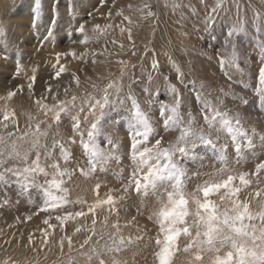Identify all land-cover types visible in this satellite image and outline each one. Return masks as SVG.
I'll return each instance as SVG.
<instances>
[{
    "label": "rangeland",
    "instance_id": "1",
    "mask_svg": "<svg viewBox=\"0 0 264 264\" xmlns=\"http://www.w3.org/2000/svg\"><path fill=\"white\" fill-rule=\"evenodd\" d=\"M14 1L16 4L8 9L7 4L13 0H0V11L11 12L6 16L8 22L3 21L0 17V36L3 30L10 34H6L4 38L9 39L11 32H15L16 36L14 43L0 42V47L13 50L12 45H14L27 53H33L35 57H25L23 60L31 62L35 59L41 64L39 66L37 63L38 68L47 67L48 69L46 68V71L41 74L34 73L33 76H37L34 90L30 91L29 87L27 89L31 98L42 105L38 106L35 115L30 116L32 122H22L20 114L17 116L8 110H0V121L6 120L4 119L6 115L8 117L12 115L11 118L18 121L17 127H12L13 131L0 134V226L2 227H0V233L7 232L6 236L0 235L2 237L0 240V264H156L157 245L155 239L158 235V228L150 216L153 209L158 207L157 198L160 193L165 191V188L162 186L155 195L149 194L147 197L137 195L133 190L134 185L130 177L134 165L126 154L128 136L119 125L115 128L112 127V121L114 119L119 121L118 114L124 113L125 109L118 104L109 109L104 124V128L110 134L121 138L122 148L125 152L122 162L110 161L103 170L89 172L88 154L81 148L82 136L89 130L90 122L93 119L90 112L91 106L95 103L93 97L100 98L106 86L110 82H114L116 78L117 82L122 81L124 86L122 91L125 93L128 91L131 80L139 79L140 65L145 58L144 53L147 46L142 41L140 31L126 30L118 35L107 34L106 29L116 26L110 17L107 19L108 17H104L101 13L109 12L116 2L101 0L100 3H97V0H88L90 7L82 8L83 11L79 12V15L85 21H90L89 13L95 11L100 18L102 16L100 25L105 34H102V39L97 45L99 48L96 50L88 46L90 38H87L86 43H80L83 36L75 32L74 29L62 30L61 27H58L55 28L58 31L56 30L53 42L46 43L37 53L36 46L40 37L36 36L37 28L30 27L33 15H30L31 12L28 10L32 3L28 0ZM157 1L136 0L146 6V13L150 16L153 13H156L153 14L154 16L159 15L161 9L164 11V3L162 2L160 7V5L157 6ZM205 1L207 4L209 3V6H212L216 0ZM244 1L254 13L257 11L261 13L259 10L264 9V6L260 5L259 7V4L253 0ZM41 7L45 11L47 0H41ZM102 8L103 12H101ZM206 11L207 9L203 5L198 11V15L183 25L187 31L182 32L180 36L178 35L179 37L176 38L172 32V37L174 36L175 39L171 44L174 47L171 55L174 54L178 58H182V62L189 66V68L186 66L188 69L185 72L187 80H195L197 83L203 81L210 85L209 88L204 89L206 94L211 92L216 95L221 86L227 90L229 84L235 91L245 94L243 85L236 83L240 76H235L232 81H228L220 72L217 62H205L201 65L187 59L184 51L188 50L197 52L202 50L207 55L214 58L216 56V52L210 47L213 42L208 34L197 29L204 24L201 23L203 21L201 19ZM261 14L264 15V12ZM119 15L121 18L127 16V14L122 15L121 13ZM45 17H47V23H45L47 26L49 15ZM18 20L21 23L16 26L14 21ZM197 20L200 26L189 24ZM12 22L13 24H11ZM248 32L250 35L238 39V43L241 50L245 52L248 65L245 71L254 72L259 67L261 56L259 41L264 39V35L256 33L255 30H248ZM86 37L88 36L86 35ZM71 47L80 49V52L67 57L70 62L68 67L78 77L79 83L68 86L66 92L68 97L55 96L52 91L48 92L46 89L52 86V82L55 80L53 66L56 64L58 67L56 54L62 53V50L72 49ZM217 47H219L218 44ZM86 49V54L95 56V58L102 56L103 53H107L111 57H107L108 62L104 65L107 74L99 75L95 82H92L79 70L82 65L81 52ZM87 55L85 59L89 57ZM163 57L168 59L164 54ZM16 60L15 57L8 58L10 65ZM76 61H80V63L78 62L79 64L75 67ZM63 62L61 58L60 63ZM125 65H127L126 68ZM17 66L19 68V63L9 68L7 73L0 72V89L5 88L3 80L10 81L14 91L17 90V86L22 80H25L27 76L21 80L17 75L19 69L14 72ZM147 66L150 68V61H148L146 69ZM50 67L51 69H49ZM241 67L244 65L241 64ZM122 68H124L123 77ZM164 68L169 75H175L172 68L170 69L166 65ZM11 76L12 79H9ZM244 79L253 87L257 83L254 78L249 79L245 76ZM117 86L119 85L117 84ZM132 87L140 97L144 96L138 87L135 85ZM188 88L193 93L196 91L192 84H189ZM4 90L6 95L12 92L7 88ZM109 91L113 93V101H116V89ZM246 94L250 103L247 106H239L244 126L250 135H252V127H256L258 133L264 132V108L253 96L251 90H247ZM225 103L228 108L234 107L230 98H226ZM73 117H76L78 128L73 127ZM165 135V139L169 140L173 139L175 134L167 133ZM98 143L102 148L109 147L104 136L98 138ZM203 154L205 158L197 162L198 166L199 164L203 165L199 168L201 174L211 172L213 166L220 167L217 160L211 158L212 152L205 151ZM236 159L237 157H232V167L245 171L252 170L256 162L264 159V144L261 143L258 135L254 138L252 148H245L239 157L241 162L236 163ZM192 163L188 162V166L191 167ZM81 168L84 169V174H81ZM250 179L253 182L244 192L247 196L246 199L256 209L258 208L257 203L264 202V193L259 199L249 196L248 193H254L258 186L255 178L250 177ZM194 183V181L188 183V191L193 189ZM97 185H99L98 188ZM259 186H264V172L261 173ZM149 192L151 193V190ZM109 197L112 198L111 202H109ZM78 213H83V215H78ZM26 238L29 239L25 240ZM186 244L187 241L182 238L179 250L174 253L172 264H190L189 254L183 251Z\"/></svg>",
    "mask_w": 264,
    "mask_h": 264
},
{
    "label": "snow or ice",
    "instance_id": "2",
    "mask_svg": "<svg viewBox=\"0 0 264 264\" xmlns=\"http://www.w3.org/2000/svg\"><path fill=\"white\" fill-rule=\"evenodd\" d=\"M100 2L97 0V3ZM201 3L207 9L203 31L213 42L210 47L216 52L217 66L228 81L240 76L236 83L243 85L245 94L235 91L231 84L227 90L221 86L216 95L211 92L206 94L204 89L210 85L203 81L187 80L172 55L164 53L175 72V75H169L158 59L155 48L146 46L144 56L150 61V70L142 62L139 79L131 80L126 93L122 91V81L110 82L100 98L93 97L95 103L90 108L93 119L89 130L82 136L81 148L88 154L89 172L103 170L110 161L122 162L125 152L121 138L110 134L104 124L109 109L117 104L125 109L124 113L118 114L119 121H112V127L119 125L127 133L126 154L134 165L130 177L133 190L137 195L147 197L149 194L155 195L160 187L165 188L157 198L158 207L153 209L150 216L158 228L155 239L156 264H172L182 238L187 241L183 251L189 254L190 264H264V205L254 209L248 199L241 198L253 182L250 177L256 179L258 186L254 193L248 195L259 199L264 193V186H259L264 159L256 162L252 170L232 167V157H237L235 162L240 163L239 157L245 148H252L255 136L258 135L264 144V132L258 133L256 127H252V135L249 134L239 107L250 103L246 92L251 90L264 108V39L259 41V67L254 72H246L247 60L238 39L250 35L248 21L237 13L235 21L217 32V19L225 10L226 0H216L212 6L205 0H201ZM34 5L30 27L38 28L41 0H34ZM172 7L173 10L180 8V0H176ZM184 7L197 14L194 5ZM47 9L49 23L44 33H36L40 37L37 53L46 43L53 42L56 36L53 26L63 15L69 17V26L73 25L77 15L74 0H47ZM251 26L256 33L264 35V15L257 11ZM96 27L103 32L98 25ZM74 31L83 36L81 43L87 42L84 23L78 22ZM62 55L56 54L58 67L53 66L54 79H59L66 71L64 65L60 64ZM8 58V49L0 47V66ZM209 59L212 57L209 56ZM17 69L18 66L14 72ZM33 70L36 71L35 67ZM245 76L254 78L256 85H250ZM36 80L37 76L31 77L28 85L30 91L34 90ZM73 80L79 83L75 74ZM189 84L196 89L194 93L188 88ZM133 85L144 93L143 97L134 91ZM17 88L22 90L23 86L18 85ZM114 88L116 101H113V93L109 91ZM46 91L51 92V87ZM226 98H230L233 108L227 107ZM8 118L4 116V119ZM73 121V127L78 128L76 117H73ZM167 133H174L173 139L166 140ZM101 136L105 137L109 147L100 146L98 138ZM205 151L213 153L211 158L217 160L220 167L213 166L211 172L201 174L199 168L203 165L198 166L197 162L205 158ZM188 162H193L191 167ZM80 172L84 174V169L81 168ZM190 181L195 183L193 189L188 191Z\"/></svg>",
    "mask_w": 264,
    "mask_h": 264
},
{
    "label": "bare ground",
    "instance_id": "3",
    "mask_svg": "<svg viewBox=\"0 0 264 264\" xmlns=\"http://www.w3.org/2000/svg\"><path fill=\"white\" fill-rule=\"evenodd\" d=\"M29 1H30V3H32V6H30L28 8V10H29V12H31L30 15H33L34 10H35L34 0H28V2ZM114 1L116 2L114 4L115 6H112L111 9L109 10V12L106 13L104 10L105 13H101V14H103L104 17H106V18L108 17L107 19H109V17H110L111 21L116 26V27H112V28L109 27L108 29H106L105 30L106 33L107 34L113 33L115 35H118L119 33L125 32L126 30L127 31H129V30L140 31L143 43H145L147 46H149V48H155L158 59L161 61V63L163 65L168 66L170 69L172 67L170 64H168V59H165L163 57V54L165 52L170 53V54L173 52L174 47H172L171 44H173V41L175 39L174 36L177 38L181 35L182 32L187 31L186 30L187 28H183V25L186 22H188L191 18H193L194 16H197L198 11H200V8L203 7V5H204L201 3V0H180L181 7L173 10L172 6L176 2V0H158L157 6L160 5V7H161L162 2L164 3V6H163L164 11H162V9H161L159 11L160 12L159 15L157 14L154 16L153 14H156V13H153L152 16H150L146 13L147 12L146 6H144V4L141 2L140 3L136 2V0H114ZM152 1H154V0H152ZM248 1H251V0H248ZM70 2H73V0H70ZM253 2L259 4V7H260V5L264 6V0H253ZM74 3L76 6L77 15H76L75 20L73 21V25L69 26V17L67 15H63V18L60 19L53 27L54 28L61 27L62 30L63 29L71 30V29H74L75 27L78 26V22L84 23L85 24V36L87 35L88 36L87 38H90L88 46H91V48L97 50L99 48V47H97V45L100 43V40L102 39V34L103 33L105 34V31L101 32L96 27L98 25L100 27V29L103 30L102 26L100 25V20H102V16L100 18V16L96 15L97 11H95V12L91 13V15H90L91 20L85 21V20L81 19L79 12L83 11L82 8L90 7V5H88L89 1L88 0H74ZM112 3H114V2H112ZM8 4H7V8L16 4V1L13 0V2H9ZM189 4L195 6V8L197 9V14L194 15L191 11L188 10L187 7H184V5H189ZM104 5H106V4H104ZM237 5L239 6L238 8H237ZM246 5L247 4L245 3L244 0H227V3L225 4V10L221 11V13H220V15H222V16H220L217 19V25H216L217 32H219L221 29L226 28L228 23L235 21L237 19V13H239V16L241 18H245L248 21V24H247L248 30L254 31L252 29L251 25H252V21L254 18L253 14H255V13L252 12L251 11L252 9H250ZM44 10L45 11H43L42 7H41L40 21H39L40 24H39L38 28L36 29V31L39 33H44L45 27H46L45 23H47V17H45V16L49 15L47 7H46V9L44 8ZM21 11H23V10H21ZM259 11H261V13H263L264 9L263 10L260 9ZM101 12H103V8H102ZM7 13L11 14L10 11L9 12H5L4 10L0 11L1 19H3V21H6V22H8V20L6 18V16L8 15ZM119 13H121L122 15L127 14V16H122L123 18H121ZM181 13H183V19L181 18ZM2 14H5V15L3 16ZM138 14H140V15H138ZM204 16L205 15H203V18H204ZM121 19H123L124 23H123V21H121ZM198 20L196 22H190L189 24L192 23L191 26L195 25L196 27H198V26H200ZM201 20H203V19H201ZM14 22H15L16 26H19V24L21 23L19 20L14 21ZM201 23H203V21ZM11 24H13V22ZM11 24H10V26H11ZM172 27H174V28H172ZM196 27H193V28H196ZM204 27H205V25L202 24L201 28L199 27L197 29H199L200 31H203ZM1 30H2V28H1ZM172 32L174 33L173 37H172ZM11 33L12 34H11V36H9V39H8V38H4V36L6 34L7 35L9 34L8 31L7 32H4V30L1 31V36L2 35L3 36L2 37L0 36V42H2V43L13 42L14 43V41H16L15 32H11ZM6 39H8V40H6ZM12 46H13L12 48H14V49L8 50V55H9V57H15L17 60L15 63H11V65H10V62H8V61L3 62V66H0V72H6L9 68H12L13 66H16L19 63L18 69L20 71L17 73V75L19 76V78L21 80L25 76H27V77L25 78V80H22V82L20 83V85L23 86V89L21 90V89L17 88L16 91L12 90L10 81H7V80L4 81L3 80V82L5 83L3 86L5 88H7L8 90H12V92H10L9 94L6 95V92L4 90L5 88L2 87V89H0V110H3V111L8 110L9 112H11L12 114H15L17 116H18V114H20V116L22 117V118H20V120L22 122L23 121L28 122L32 119L30 116L35 115V112L38 110V106H42V105H39L34 100V98H31V95L27 93L28 83H31V77H33L34 73L41 74V73L46 71L47 67L46 68L45 67L44 68H42V67L38 68V65H37L38 62L35 61V59H33L31 62L26 61V60L24 61L23 58L35 57V55L33 53H27L23 49H18V47H14V45H12ZM7 49H9V48H7ZM78 51L80 52V49L77 47H73L72 49H67L66 51L62 50L63 55L61 58L63 59L64 62L60 63V64L64 65L66 71L61 74V77L59 79H55L52 82V86H50L52 89V92L55 96L60 95V97H62V96L68 97V95L66 94L68 86L75 85L76 82L73 81V72H72L71 68L68 67V66H70V62L68 61L67 57L73 55L74 53H76ZM86 51H87V49L82 51L81 52L82 54L80 53L82 56L80 58V60L82 61V65L79 67V70L81 71V73L84 76L89 77L92 82H95L98 80L99 75L107 74V72H106L107 70L104 68V65L108 62L107 57H110V56H108L107 53L106 54L100 53V54H102V56L100 55L99 57L95 58V56L93 57V56L87 55L88 53L86 54ZM184 52L187 56V59L193 63L197 62L198 64L202 65V63H205V62H212V63L216 62V59L214 57L211 56L212 59L210 60L209 59L210 55H207L202 50H199L198 51L199 53L197 51H192V50H188V51H184ZM151 54H152L151 52L148 53L149 56H151ZM86 55L89 56L87 59H85ZM172 57L177 62V65H179L181 70L185 73L187 71V69L189 68V66L184 64L182 62V58H180V57L178 58L177 55L172 54ZM93 60H95V63H93ZM78 62L80 63V61H78ZM78 62L76 61L74 63L75 67L79 64ZM142 62L144 63V65L146 67V65L148 64L147 58L146 57L143 58ZM182 64H183V66H182ZM40 65L41 64H39V66ZM186 66H188V68ZM34 67H35L36 71L33 70ZM49 69H51V67ZM147 69H150V68L147 66ZM26 73H27V75H26ZM16 78H18V77H16ZM186 79H187V77H186ZM114 82H117V78L114 79ZM58 108L61 109V107H58ZM11 116H9L10 119L0 121V134L6 133L9 131H13L12 127H17L18 121H16L15 118H11ZM30 122H32V121H30ZM13 124H15V126H12ZM37 139H39V138H37ZM246 197H247L246 193L243 192L241 198L246 199ZM257 205H258V207H260L261 205H264V202L260 201L259 204L257 203ZM6 234H7V232H3V231H2V233H0L1 236H3V235L6 236ZM1 236H0V240L2 239ZM28 239L29 238H26L25 240H28ZM20 254L21 253L19 252V255Z\"/></svg>",
    "mask_w": 264,
    "mask_h": 264
}]
</instances>
